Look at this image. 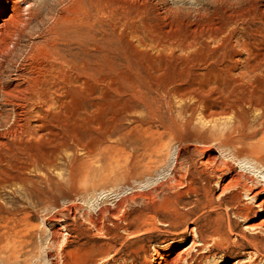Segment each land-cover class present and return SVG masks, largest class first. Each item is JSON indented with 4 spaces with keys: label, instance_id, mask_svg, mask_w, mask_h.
<instances>
[{
    "label": "rangeland",
    "instance_id": "rangeland-1",
    "mask_svg": "<svg viewBox=\"0 0 264 264\" xmlns=\"http://www.w3.org/2000/svg\"><path fill=\"white\" fill-rule=\"evenodd\" d=\"M71 14L89 16L99 56L20 137L0 95V245L37 248L0 264H264V194L246 191L264 181V0H78Z\"/></svg>",
    "mask_w": 264,
    "mask_h": 264
},
{
    "label": "bare ground",
    "instance_id": "bare-ground-1",
    "mask_svg": "<svg viewBox=\"0 0 264 264\" xmlns=\"http://www.w3.org/2000/svg\"><path fill=\"white\" fill-rule=\"evenodd\" d=\"M77 1L57 0L58 6L52 9L48 0H0V95L5 103L11 105L6 132L12 138L20 137V131L37 108L51 103L72 68L81 72L90 58L96 59L103 51L101 37L90 33L89 16H72L71 8ZM93 21L99 23L96 14L93 15ZM41 23L43 26L37 28ZM222 30L224 28L220 27L218 32L223 33ZM20 41L25 44L21 45ZM19 45L22 46V52L15 59L9 58L13 47ZM8 61L10 62L7 63ZM4 64L13 67L11 78L16 82L13 88L2 84ZM6 76L10 77L9 72ZM250 181L252 185L246 187L247 192L254 193L253 196L264 194V181ZM50 205L58 207L52 203L45 204L43 209L48 212ZM261 205H264V198L257 204ZM98 214H102V210ZM47 218L55 222L62 221L60 229L67 230L73 226L66 222L67 213L58 209L48 214ZM92 222L96 226V220L93 219ZM124 230L126 231L125 227ZM69 231L81 233L76 226ZM57 234L58 231L53 236ZM69 235L67 233L66 239ZM36 250V245L31 241L20 246L5 243L0 245V261L20 263L22 260L27 263L34 258ZM99 256L102 253L93 257L91 264Z\"/></svg>",
    "mask_w": 264,
    "mask_h": 264
}]
</instances>
